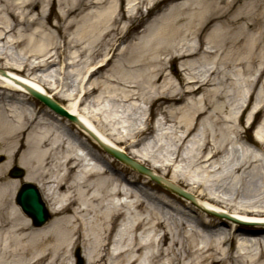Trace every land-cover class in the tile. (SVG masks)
<instances>
[{
	"label": "bare ground",
	"instance_id": "6f19581e",
	"mask_svg": "<svg viewBox=\"0 0 264 264\" xmlns=\"http://www.w3.org/2000/svg\"><path fill=\"white\" fill-rule=\"evenodd\" d=\"M13 1L9 3V0H4L6 15L0 18V43L22 45L20 54L26 60H20V63L9 61L4 49H0V60L7 59L0 64V154L5 156L0 163V178H4L0 180V264H58L61 252L68 253L72 248L73 236L78 229L87 242L81 249L85 264H264V209H238L224 205L204 193L201 188L203 183L186 180L182 183L177 171L172 169V163L162 160L152 162L151 156L143 154L129 138L122 139L108 133L102 127L100 113H92L90 101L85 102V95L97 83L91 81V76L107 64L113 53L109 57L108 54L104 56L89 69L87 75L82 76L76 92L64 88L49 67L36 71L53 62L52 49L60 47L53 41V34L40 30L44 26L42 23L31 28L38 17L44 16L46 8L43 4L49 0ZM144 1L129 0L128 5L135 8ZM159 1L146 2L150 7ZM120 2L122 0H57V19L64 24L56 22L53 26L63 30L73 27L74 36L68 37L66 43L80 45L90 56L102 46L117 50L118 41L123 37L115 26ZM38 4L41 8L36 13ZM263 21L264 0H172L162 13L142 29L145 34L129 62H150V52L173 47L176 38L184 36L186 39L193 34L198 38L197 44L185 49L181 47L176 50L175 57L187 59L198 51L215 56L227 43L240 45L248 30L260 27ZM23 26L29 27L30 31L26 32L28 28ZM204 30L207 34L202 41L200 34ZM256 42L255 35H251L246 42L248 50L236 55H223L224 63L253 62L255 57L252 50ZM68 63L70 61L65 62ZM183 63L191 61L180 63L182 68H186ZM23 69H26L25 73H21ZM126 76L130 74L124 73L123 77ZM191 78L189 82L194 87L188 91L193 93L209 84V79L202 81ZM22 83L55 101H58L56 97L67 100V104L61 103L62 106L102 141L141 164H147L156 173L192 194L203 207L230 214L243 222H251L258 229H242L234 221L210 217L181 196L178 197L204 217L201 224L188 227L182 221L165 220L149 206H144V200L132 187L122 186L116 176L107 174L104 167L106 159L111 162L117 159L94 148L88 141L87 137L90 136L86 131L66 116H60L44 104L42 109H37ZM100 95L96 96L97 101H100ZM211 95L218 93L212 91ZM203 111V108L198 109L196 113ZM230 115L228 111L227 116ZM181 117L187 119L185 113ZM261 124L257 126L255 134L256 139L264 144ZM230 134L229 129L220 128L219 144L227 141ZM187 137H180L179 141L183 143ZM90 139L98 145L93 138ZM196 144H190L187 148L189 153ZM200 149H206V146L202 145ZM210 153L201 161L212 159L214 154ZM16 154L17 165L25 170L22 180L9 175L5 178V172ZM256 154L245 147L242 151L244 164L239 165L237 171L249 162L253 163L252 168L259 165ZM24 181L34 182L38 186L47 212L54 214L43 225H34L31 216L22 211L15 199L18 185ZM147 197L151 200L150 196ZM140 205L145 208L138 210ZM119 215L121 218L110 238L111 227ZM204 225L212 230L205 231L201 227ZM234 239L235 246L228 248V243Z\"/></svg>",
	"mask_w": 264,
	"mask_h": 264
},
{
	"label": "rangeland",
	"instance_id": "374dc122",
	"mask_svg": "<svg viewBox=\"0 0 264 264\" xmlns=\"http://www.w3.org/2000/svg\"><path fill=\"white\" fill-rule=\"evenodd\" d=\"M146 1L134 8L128 5L129 0H122L120 9L116 11L118 15L115 22V26L123 34L122 39L118 41L119 49L110 50L102 46L91 56L84 51V48L79 47L80 45L73 46L66 43L68 37L74 36L73 27L66 30L56 29L54 23L64 24L62 20L57 19L59 17L57 0L45 2L44 16L38 17L31 28L42 23L44 26L40 30L53 34L55 37L53 41L60 47L52 49L54 61L39 67L36 71L49 67L60 85L76 92L78 81L82 76L87 75L89 69L97 65L104 56L108 54L109 57L113 53L107 64L91 76V81L95 80L97 83L95 88L85 95V102L91 103L92 113H100L102 127L114 137L129 138V141L138 145V149L143 154L151 156L152 162L162 160L172 163V169L177 171L182 183L185 182L184 180L196 184L203 183L201 188L204 193L218 199L220 203L238 209H264V146L261 141L255 139L253 133L258 123H262L264 129V21L260 27L249 29L240 45L227 43L215 56L198 51L187 59L175 57L176 50L181 47L185 49L197 44L198 38L193 34L186 39L184 36L176 38L173 47L150 52V62L145 60L141 64H135L129 61L136 53V46L140 43L142 35L145 34L142 29L172 2V0H160L147 8ZM12 2L15 1L9 0V3ZM3 4L4 0H0V18L6 15ZM40 8L41 5L38 4L35 12L37 13ZM23 28H28L26 32L30 31L29 27L23 26ZM206 34L205 30L200 34L202 41L205 40ZM251 35L257 38L252 50L255 60L245 64L224 63L223 55H236L248 50L246 42ZM21 46L0 43V49H4L9 61L16 63L24 59L20 54ZM5 60H0V64ZM189 60L191 63H183L186 68H182L180 63ZM69 61L70 63L65 64ZM20 71L25 73L26 69ZM124 73L130 76L123 77ZM191 77L202 81L209 79V84L193 93L188 91L194 87V84L189 82ZM212 91L218 95L212 96ZM258 91L260 93L257 96ZM99 94H101L100 101H97L96 96ZM56 98L60 103L67 104V100ZM31 99L37 109L44 107L34 97L31 96ZM254 106L256 108L252 119L255 113L257 114L254 122L247 125L246 118ZM202 108L203 112L196 113ZM228 111L231 113L230 117L227 116ZM184 113L187 119L181 117ZM70 126L72 129L75 128L72 124ZM220 128L231 131L229 139L221 144L217 140ZM79 134L84 135L82 132ZM185 136L188 137L183 143L179 141L180 137ZM87 138L94 148L103 151L89 137ZM147 140L149 141L146 142ZM192 142L197 144L189 153L187 148ZM119 144L126 145L125 142ZM202 145L206 146V149H200ZM230 147L232 150L228 151ZM245 147L247 150L262 152L263 161H258L259 165L253 168L251 165L253 163H246L245 167L237 171V167L244 164L242 151ZM210 152L214 154L213 158L209 161H201ZM0 157L1 163L5 156L0 154ZM17 160L18 154L14 156L11 166L17 165ZM11 166L5 172V178H8ZM104 167L109 176H116L122 186L132 187L138 193V197L144 200V206H149L165 220L182 221L188 227H197L204 219L176 194L138 174L118 160L111 162L107 158ZM2 179L4 178H0ZM147 196H150L151 200ZM144 206L140 205L137 209L143 210ZM52 215L54 214L51 213L50 216ZM119 219L120 216H117L111 227L110 237ZM201 227L205 231L212 230L205 225ZM240 227L258 229L252 225H240ZM229 244L230 248H233V242ZM86 245L81 230H76L72 248L68 253L61 252L58 264H76L75 250L80 248L81 253L82 246ZM162 258L164 259V256L160 259L163 260Z\"/></svg>",
	"mask_w": 264,
	"mask_h": 264
},
{
	"label": "water",
	"instance_id": "95a60500",
	"mask_svg": "<svg viewBox=\"0 0 264 264\" xmlns=\"http://www.w3.org/2000/svg\"><path fill=\"white\" fill-rule=\"evenodd\" d=\"M5 73V72H4ZM24 84V83H22ZM26 90L36 97L37 99L41 100L45 105L55 111L57 114L66 116L70 121L77 124L81 129L86 131V133L93 138L103 150L107 153L112 155L113 157L117 158L119 161L124 163L125 165L131 167L138 173H141L147 177H149L154 182L160 184L162 187L176 193L177 195L188 199L192 204L200 208L202 211L214 215L218 218H225L231 221H234L238 224H251V222H243V220H237L238 218H234L230 214L220 212L219 210L208 209L203 207L196 198L184 190L182 187L178 186L177 184L171 182L170 180L166 179L165 177L161 176L160 174L156 173L150 167L141 164L137 160L131 158L118 148L102 141L92 130H90L87 126H85L78 117L70 114L64 107H62L57 101L50 98L49 96L39 92L35 88L24 84ZM24 175V169L22 167H13L10 170V176L12 177H22ZM17 203L21 206L22 210L31 216L34 225H42L48 218V213L45 208L44 202L41 200L40 193L36 185L32 182H23L18 190L16 196ZM77 256V264H83V260L79 255V249L76 250Z\"/></svg>",
	"mask_w": 264,
	"mask_h": 264
},
{
	"label": "snow or ice",
	"instance_id": "6c2138e0",
	"mask_svg": "<svg viewBox=\"0 0 264 264\" xmlns=\"http://www.w3.org/2000/svg\"><path fill=\"white\" fill-rule=\"evenodd\" d=\"M0 159H2V158H0Z\"/></svg>",
	"mask_w": 264,
	"mask_h": 264
}]
</instances>
